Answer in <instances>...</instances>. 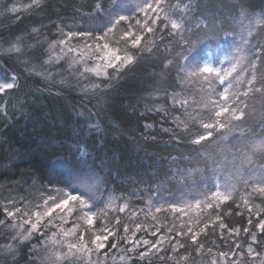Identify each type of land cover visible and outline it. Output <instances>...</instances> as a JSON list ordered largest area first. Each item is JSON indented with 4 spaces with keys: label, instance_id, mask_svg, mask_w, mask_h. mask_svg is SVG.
I'll return each instance as SVG.
<instances>
[{
    "label": "trees",
    "instance_id": "obj_1",
    "mask_svg": "<svg viewBox=\"0 0 264 264\" xmlns=\"http://www.w3.org/2000/svg\"><path fill=\"white\" fill-rule=\"evenodd\" d=\"M2 1H10L0 0L3 10ZM145 4L165 15L146 22ZM120 15L128 19L113 26ZM153 20L152 31H146L144 25ZM129 30L133 36L125 38ZM69 32L77 45L101 38L112 49L134 54L116 73L119 81L91 101L70 80L74 71L67 64L56 66L51 82L38 74L46 41ZM134 35L141 36L136 47L128 42ZM14 44L21 47L5 49ZM257 50L260 55H253ZM210 58L231 72L225 79L232 86L229 106L247 102L240 120L217 118L208 103L209 93L218 99L224 88L216 74L198 71ZM252 64L256 83L247 95L236 93ZM0 75L16 79L0 93V222L7 217L2 200L8 195L70 190L90 203L88 232L113 228L100 264H193L229 253L236 241L245 249L253 235L250 243L264 244L257 228L264 220L259 191L264 187V0L33 1L0 18ZM108 82L104 77L103 85ZM204 123L215 126L206 130ZM226 125L233 127L230 136ZM208 131L210 137L195 143ZM239 140L248 145L243 151ZM227 177L232 192L223 191L229 198L217 200L216 178ZM172 204L182 211H172ZM156 230L168 231L161 248L143 255L129 249L131 232ZM28 248L22 246L19 257L5 264H48Z\"/></svg>",
    "mask_w": 264,
    "mask_h": 264
},
{
    "label": "rangeland",
    "instance_id": "obj_2",
    "mask_svg": "<svg viewBox=\"0 0 264 264\" xmlns=\"http://www.w3.org/2000/svg\"><path fill=\"white\" fill-rule=\"evenodd\" d=\"M9 1V4L2 1L3 10L0 8V18L10 15L13 12L24 10L34 0ZM154 7L157 6H153L152 9H155ZM145 12H147V14H144V18H146L145 21L150 17L155 19L161 14H163V16L165 15L164 9L162 8H156L155 11L146 10ZM154 12L156 15L153 14ZM148 24L152 26V23H147V25ZM72 40L73 39L68 38V36L64 37L63 33H61L59 38L54 39V41H46V49L44 52L45 64L38 71V74L42 76L44 81L51 82L53 70L56 69V66L62 63L67 64L71 74L74 71V76L67 75L65 78L68 77L70 79L71 76L70 80L75 83L74 85L79 86L80 92L86 94L87 91V93L90 94L88 95V100L91 101L100 93L110 90L117 83V80L119 81L118 74H116L118 71L111 66H106L107 61L105 57L107 54L115 53L122 58L125 56H131L133 58L134 54H129V52L126 53L122 50L112 49L110 47L104 49V40L101 38L97 39L98 41L95 39L91 41L93 43L84 45H77ZM60 41H65V43L61 45L59 43ZM19 47H21V45L14 44L13 48L7 46L5 49H18ZM69 49L73 51L69 52ZM49 62L51 67H49ZM205 64L212 65L214 68L219 69L221 74L227 72L225 68L216 67L212 58L206 60L198 69L202 68ZM125 66L126 64L121 65L119 70ZM50 69H52V71H50ZM253 74H255V80H253L252 85H249L248 81L252 79ZM243 75L242 80L244 82H239V89L236 93L246 92L248 88L253 87L257 78L256 69L253 67L250 68L248 75L245 73ZM104 77H110L111 82L103 85L102 81ZM226 77L227 76H225V79ZM225 79L222 84L224 88H228L230 83L226 84ZM15 80L16 79L12 77L10 81H8L0 75V89H7L15 86ZM2 92L4 91L0 90V93ZM156 97L155 95L154 98ZM206 99L207 97L200 102H203L201 104L203 107L208 104ZM244 103L247 104V102L244 101L239 109L242 110L246 108ZM226 127V133L230 130L232 132L233 127L230 125H226ZM226 133L225 135L228 134ZM230 135L231 133L228 134V136ZM238 145H241L240 140ZM228 147H230V145H228ZM223 179L216 178L215 192H220L222 194L223 191L226 190L232 192L233 188L230 178L228 179L227 177ZM68 194L80 197L79 194L73 193L70 190L61 192L59 190L45 191L38 189L35 193L8 195V197L3 198L2 201L7 213L9 211L13 212V216H8L6 213L7 217L0 222V264H5L6 261L12 262L19 257L21 248L25 244L29 246L28 249L31 253L39 256L40 261H45L48 264H100L105 261L106 254H108L109 251L104 250V247L107 244L108 237L112 236L114 231L113 228H107L103 231L88 232L89 224L87 223L85 213L91 209L90 203H88L89 201L80 197V199L84 201L83 204H80L79 201H69L63 209H55L51 217L43 216L47 207L51 206V202L45 205V201H47L49 197L55 200L56 203H59L60 199H65ZM17 209L20 211L17 212ZM69 209H71V211H69ZM35 212L41 213L38 228L29 232L31 224L37 222V217L33 215ZM90 214L93 218L92 210ZM50 219L51 222L49 223ZM64 233H69V235L65 236ZM154 233L155 235H153ZM167 234L168 231L159 232L156 230L150 234L142 233L138 235V233L134 231L127 237L126 243L129 249L131 248V250L135 251L141 250V254H146L161 248V246L168 241ZM21 235L27 238L21 239ZM98 236L101 238L107 237L101 241L104 245L102 248L97 247V244L94 242ZM144 240L149 241V244L145 245L143 243ZM158 240H160L161 243L157 248H152V245ZM253 241L254 239L252 237L249 243ZM249 243L245 247L246 251L242 247V243L236 241L235 246H233L231 250L228 249L229 253H220L218 257H209L207 261H197L193 264H264V244L259 245L260 247H255L252 243ZM72 244L77 247L70 249L69 245ZM249 248L252 250L251 253L249 252ZM101 251L102 253L99 254ZM117 260H120V258H117Z\"/></svg>",
    "mask_w": 264,
    "mask_h": 264
},
{
    "label": "snow or ice",
    "instance_id": "obj_3",
    "mask_svg": "<svg viewBox=\"0 0 264 264\" xmlns=\"http://www.w3.org/2000/svg\"><path fill=\"white\" fill-rule=\"evenodd\" d=\"M159 2V0H157V3ZM34 3L36 4H39V0H34ZM144 9L145 10H153L155 11V9H152V5L150 4H145L144 5ZM147 14V12H146ZM126 19H128V17L124 16V15H120L117 17L116 21H114V24H117L119 22H122V21H125ZM139 23V21L137 22ZM151 23H156L155 20L151 21ZM173 28H177L178 25L177 23L175 22V20H173L172 22V25H171ZM144 28L146 31L148 32H151L152 29L150 27H148L147 23L144 25ZM112 29L109 28L107 29V31H111ZM74 34L69 32L67 34L68 38H71ZM75 35H80V36H90L91 33H76ZM124 37L125 38H130L133 36V33L129 30V31H125L124 32ZM99 39V38H98ZM128 42L132 45V47H136L140 44L141 42V36L140 35H134V38H131L128 40ZM61 45H63L65 43V41H60L59 42ZM99 47V46H98ZM108 44H104L103 45V48L104 49H108ZM11 51H17L18 49H10ZM73 51L72 49H69V52ZM260 52L261 50H257L256 52L253 53V55H260ZM106 61H107V64L106 66H111L113 67L115 70L119 71L121 65H125L127 63H130L132 61V57L131 56H125V57H121L120 55L118 54H115V53H108L107 56L105 57ZM119 62V63H117ZM235 65H233V68H232V71L235 70ZM251 67L255 68V64H252ZM200 73H203V74H207V77H211L213 73L216 74V77H218L220 83L222 84L224 82V79H225V76L226 75H230L231 72H227V73H223L221 74L220 70L219 69H216L214 68L212 65H208V64H205L202 68H200L198 70ZM206 77V79H207ZM253 80H255V74H253V77L251 80L248 81V84L249 85H252L253 84ZM231 88L232 86L229 85L228 88H224L222 92L219 93V98L218 99H212L211 97L215 95V92L212 91L211 93H209V99H208V103H210L212 105V110H215V116L217 118H220V117H224V116H228L230 117L231 119H234V120H240L243 115H244V112L239 109V108H236V107H232V106H229V101L232 99V95H230V91H231ZM2 91H6V89H0ZM249 91H251V88L249 89ZM234 94V93H232ZM248 92H245L244 95H247ZM174 102L176 103H180L179 100L175 99L174 98ZM215 125L213 124H209V123H204L203 124V127L208 130V129H211L213 128ZM220 127H224L225 125L223 123H220L219 124ZM211 131H208L207 132V135L206 136H198L195 143H200L201 141L203 140H206L208 137L211 136ZM248 145L245 144V143H241V150L243 151L244 148H246ZM245 155H248V159L249 161L251 160V155L248 154V153H245ZM81 187H87L86 184H83L81 183L80 185ZM260 192L264 193V187H261L259 189ZM229 193H220V192H215L213 193V196L214 198H216L217 200H227L229 198ZM69 201H79L80 204H83L84 201L80 199L79 196H76V195H66V198L65 199H60L59 203H56L55 200H53L51 197L48 198L47 201H45V205H47L49 202H51V206L50 207H47V210L43 213V216H48V217H51L54 210L55 209H63L65 207V205L68 204ZM245 203H247V201H245ZM197 206H199V202H197ZM170 209L174 212H180L182 211V209L180 207H178L177 205L175 204H172V205H169ZM206 207L208 208H211L212 207V204L211 203H207L206 204ZM161 209L157 208L156 211L159 212ZM17 212H19L20 210L17 209L16 210ZM69 211H71V209H69ZM120 211H124L123 208L120 209ZM91 209L88 210L87 213H85V216L87 218V223L89 225H91L93 223V218L91 216ZM8 216H13V212H8L7 213ZM34 216L37 217V222L36 223H32L31 224V229L29 230V232L31 231H34L38 228V222L41 218V213L40 212H35L33 213ZM216 221H220V228L221 229H224L226 227V225L221 221V218L219 216H217L216 218ZM30 222V221H29ZM51 222V219L49 220V223ZM249 223H251V221H249ZM137 229H139L141 226L138 224L136 225ZM257 228L261 231V232H264V220H261L259 222V224L257 225ZM127 231V226H126V229ZM245 232L248 231L247 228L243 229ZM229 231H232L231 229H229ZM238 231V229L236 230ZM189 233H192V229L189 228ZM111 234V233H109ZM183 233H178V235H181ZM65 236L69 235V233H64ZM155 235V233L153 234ZM196 237H197V234L193 233L191 238L193 240V242L195 243L196 242ZM21 239H26L27 237L21 235L20 237ZM107 237H96V241H94L96 244H97V247L99 248H102L104 245L103 243L101 242L102 239H106ZM253 239H255V236L253 235ZM138 243V242H137ZM143 243L145 245L149 244V241L147 240H144ZM161 243L160 240H158L155 244L152 245V248H157V246ZM77 246L72 244V245H69V248L72 249V248H76ZM251 248H249V252L251 253ZM143 255V253L141 254ZM223 255V254H221Z\"/></svg>",
    "mask_w": 264,
    "mask_h": 264
}]
</instances>
